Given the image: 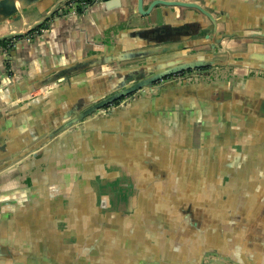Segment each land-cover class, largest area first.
I'll return each instance as SVG.
<instances>
[{"label": "water", "instance_id": "1", "mask_svg": "<svg viewBox=\"0 0 264 264\" xmlns=\"http://www.w3.org/2000/svg\"><path fill=\"white\" fill-rule=\"evenodd\" d=\"M63 4L33 28L56 11L66 14ZM159 4L197 8L216 24L211 12L190 1L154 0L144 9V0H138V9L149 14ZM18 13L14 6L7 16ZM157 50H130L120 57ZM229 54L199 51L125 68L110 91L99 89L109 77L97 76L96 89L80 91L74 106L63 108V113L49 112L55 123L41 124L40 130L33 125L30 141L17 138V152L32 143L27 151L44 155L41 160L53 166L42 186L16 211V244L9 248L21 261L17 264H264L261 131L253 137L242 129L220 134L218 128L215 139L205 134L197 139L192 134L199 128L189 130L184 124L192 110L180 109L172 92L143 101V91L98 110L142 86L149 87V94H160L165 84L157 86L155 81L185 69L222 64ZM251 54L246 51L239 63L264 68V51ZM255 56H262V64L250 60ZM256 113L264 117V106ZM181 115L184 122L176 121ZM5 248L1 255L7 257V244Z\"/></svg>", "mask_w": 264, "mask_h": 264}, {"label": "crops", "instance_id": "2", "mask_svg": "<svg viewBox=\"0 0 264 264\" xmlns=\"http://www.w3.org/2000/svg\"><path fill=\"white\" fill-rule=\"evenodd\" d=\"M62 1L65 10L66 0H0V37L31 30L17 38L1 39L4 43L0 40V264L21 263L9 248L16 244V211L53 168L41 160L44 155L27 151L32 143L17 152V138L30 141L33 125L38 124L40 130L41 124L55 123V117L48 118L49 112L62 109L63 113V108L74 106L80 91L96 89L97 76L109 77V83L99 89L110 91L125 68L193 53L182 50L206 42L209 27H249L256 15L264 16V0H181L201 5L212 13L216 24L197 8L159 4L143 14L138 0H97L74 15L56 11L39 29L33 28ZM152 1L144 0V9ZM14 6L19 13L8 17ZM151 47L158 50L136 58L120 57ZM152 96L146 93L141 99ZM19 153L24 155L16 160ZM6 244L7 257L1 255Z\"/></svg>", "mask_w": 264, "mask_h": 264}, {"label": "flooded vegetation", "instance_id": "3", "mask_svg": "<svg viewBox=\"0 0 264 264\" xmlns=\"http://www.w3.org/2000/svg\"><path fill=\"white\" fill-rule=\"evenodd\" d=\"M246 31L250 32V34L245 35ZM214 32H216L215 37L213 35ZM204 35H207L206 42L199 45L193 44L182 51L187 53L208 51V49H210L211 52L215 53L228 52L230 53V56H223L224 62L222 64L190 68L169 74L160 80L155 81L154 85H169L171 88L175 87L174 89L176 92L179 86H181V88L184 86L183 89L186 91L190 85L201 84L207 80H212L210 71L220 66L222 69L221 71L227 72V76L228 74L233 76L235 81L232 84V87L229 88L228 84H230V82L226 80V75L216 77L218 78V81H214L216 82L215 85L218 88L221 87V92H219L220 97L218 96V98H221L219 101H222L224 106H227V111L230 110L233 114L237 115L233 118V121L238 124L237 130H241L239 126L242 124L241 127H244V129L241 130L242 133L256 137V131H261L258 135L260 134L261 137H264V117L256 115V110L261 111V107L264 106V68L242 65L239 63V60L245 59L243 54L246 51H249L250 55H252L251 52L256 50L255 48H264V16L256 15L249 27H238L234 29L225 27L217 28L216 30L214 27H209L208 32ZM243 42H247L251 47L245 48V45L242 46ZM250 60L257 61L254 62L256 64H262L263 62L260 58H250ZM213 86L214 85H211V87ZM145 87L148 86L137 88L133 92L120 97L116 101L109 103L98 110L108 109L113 105L121 104L122 102L133 98L135 94L143 92ZM234 87L236 89H234ZM192 93L195 94L196 92ZM152 94L154 95V93ZM226 115L227 114H225V116ZM225 116L222 115V117ZM217 263L221 264L220 262Z\"/></svg>", "mask_w": 264, "mask_h": 264}, {"label": "rangeland", "instance_id": "4", "mask_svg": "<svg viewBox=\"0 0 264 264\" xmlns=\"http://www.w3.org/2000/svg\"><path fill=\"white\" fill-rule=\"evenodd\" d=\"M244 45H245V48H250L251 47L250 45L247 44V42H243L242 46H244ZM255 49L256 50H260V51H264V48H259L258 47V48H255ZM208 51H210V49H208ZM259 57H262V56H255L254 59L255 58H259ZM260 59L262 60V58H260ZM221 70H222L221 67L218 66L214 70L210 71L211 75H212V80H209L210 81L209 83H211V82L213 83L214 81H218V78H216L217 76L218 77L219 76L222 77V75L223 76L226 75V80L230 82L228 87L229 88L232 87V84L235 81L233 76H231L229 74L227 76V74H226L227 72H225V71L223 72ZM211 85H213V84H211ZM144 89L145 90H143V91L145 93H150L149 92L150 91L149 87H145ZM213 89H215L214 86H213V88L207 89L208 92L205 93V94H201V93H198V92H196L195 94H192L190 92L191 91L190 88H188L186 91H185V89L181 90V91H185V94L183 93L181 99L179 100L180 102H182L180 105H184L185 107H192V109H191L192 111L188 115V119H187V120H189V122L185 121L186 123H184V124L189 130H191V124H192V127L196 128V129L199 128L198 132L195 135L192 134V136H196L195 138H197V139L198 138L200 139V137L201 138L204 137L205 131H207V130H204L205 123H206V126H208V125L215 126L214 123H216V120H215L216 116L213 113H211L210 110H214V108L218 104H220V102L217 99V94H214V90ZM148 98H151V97H148ZM179 101H176V104H178ZM201 102H203V103L201 104ZM203 104H205V106L207 107V111L208 112L206 111V108H205V110L203 109V106H202ZM178 106H179V104H178ZM102 110H105V109H102ZM214 112H216V111L214 110ZM205 114H207V117H206ZM209 114H211V115H209ZM183 117L184 116L181 115L180 117H178L176 119V121H178V122L179 121H183V119H182ZM65 132H63V133H65ZM218 134H217L216 129H213V135L216 137V136H218ZM147 264H157V263L152 262V263H147Z\"/></svg>", "mask_w": 264, "mask_h": 264}, {"label": "trees", "instance_id": "5", "mask_svg": "<svg viewBox=\"0 0 264 264\" xmlns=\"http://www.w3.org/2000/svg\"><path fill=\"white\" fill-rule=\"evenodd\" d=\"M88 1H92V0H88ZM41 26H38L37 27V29H39ZM2 41V43H4V41L5 40H1ZM237 65V64H236ZM210 81L209 80H207V81H205V82H200L201 84H194V85H190L189 86V88L191 89V93L192 92H198V93H201V94H205V93H207L208 92V90L207 89H209V88H213V87H211V84H213L214 85V87H215V89H213L214 90V94H217V99L219 100V99H221V98H218V96H219V92H221V87L220 88H218L215 84H216V82H211V83H209ZM224 83H225V79H224ZM229 85V84H228ZM175 87H172L171 88V86H167V85H164L163 86V88H162V92L160 93V94H157V96H155V95H153L151 98H153L154 96H155V98H157V97H159V96H161V95H163V96H168L170 93L169 92H172L173 94H172V96H173V101H174V103H176V101H179L180 99H181V97H182V94L184 93L185 94V91H181L183 88H184V86H182V88H181V86H179L178 87V89H177V92H176V90L174 89ZM177 88V87H176ZM234 89H236L235 87H234ZM242 89V88H241ZM193 94V93H192ZM220 97V96H219ZM144 100H146V99H144ZM143 100V101H144ZM220 102V101H219ZM141 103H142V101H141ZM182 102H180L179 101V107H180V109H182V110H185V111H188V110H191L192 109V107H185L184 105H180ZM177 104V105H178ZM201 104H202V102H201ZM220 106V107H219ZM226 107L227 106H224V104L222 103V101L220 102V104H218L215 108H214V110L216 111V112H214V110H212L211 112L216 116V118H215V120H216V123H214L215 124V126H212V125H208V126H206V123H205V127H204V130H207V131H205V135L206 136H208L209 137V139L210 138H212V139H215V136L213 135V129H218V128H220V129H222V130H220L219 129V132H220V134H223L224 133V131H225V133L224 134H231L232 132H233V134H236L237 132H236V130H237V127H238V124H237V122H235V121H233L234 119V117H236L237 115L236 114H233L230 110L229 111H227L226 110ZM218 108H219V111H218ZM223 110V111H222ZM208 112V111H207ZM229 112H231V113H229ZM225 114H227L226 116H225ZM222 115H224L225 117H222ZM233 121V122H232ZM224 122V123H223ZM234 123H235V126L236 127H234L233 125H234ZM242 125V124H241ZM241 125L239 126V128H241L242 130L244 129V127H241ZM236 128V129H235ZM191 129H193V127H192V124H191ZM234 137L236 136V135H233ZM208 140V139H207Z\"/></svg>", "mask_w": 264, "mask_h": 264}, {"label": "built area", "instance_id": "6", "mask_svg": "<svg viewBox=\"0 0 264 264\" xmlns=\"http://www.w3.org/2000/svg\"><path fill=\"white\" fill-rule=\"evenodd\" d=\"M90 6H91V1H88V0H66L65 1V7H66L65 10H66L67 15H74V14H77L79 11L88 10ZM135 95L133 97H135Z\"/></svg>", "mask_w": 264, "mask_h": 264}]
</instances>
